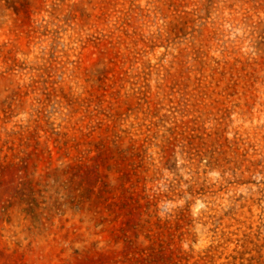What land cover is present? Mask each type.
Listing matches in <instances>:
<instances>
[{"label": "rangeland", "instance_id": "1", "mask_svg": "<svg viewBox=\"0 0 264 264\" xmlns=\"http://www.w3.org/2000/svg\"><path fill=\"white\" fill-rule=\"evenodd\" d=\"M0 264H264V0H0Z\"/></svg>", "mask_w": 264, "mask_h": 264}]
</instances>
